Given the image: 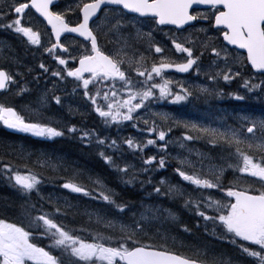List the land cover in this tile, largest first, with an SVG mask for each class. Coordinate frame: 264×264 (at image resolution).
Segmentation results:
<instances>
[{
    "label": "snow or ice",
    "instance_id": "snow-or-ice-1",
    "mask_svg": "<svg viewBox=\"0 0 264 264\" xmlns=\"http://www.w3.org/2000/svg\"><path fill=\"white\" fill-rule=\"evenodd\" d=\"M194 5L207 6L210 17L194 11ZM33 10L51 28L55 42H50V47L42 44L38 31L24 23ZM72 11H77L74 23L68 18ZM141 18L184 31L185 26L195 28L194 21L211 19V26L222 36V42L207 32L194 38L174 35L170 41L174 54L169 55L152 38V32L138 27L143 22ZM0 28L15 33L28 45L43 47L60 66L39 64L43 74L55 79L50 81L52 87L46 84L33 100L27 80L31 68L23 65L8 45L0 41L5 59H14L21 68L12 73L0 67V91L13 90L21 101H26L23 107L0 102V125L38 138L39 142L70 137L78 139L85 148L100 146L99 156L114 170L120 183L126 187L137 183L141 187L151 185L149 195L154 193L178 201L204 222L211 221L214 228L219 225L223 231L218 239L236 245L255 264H264V117L217 116L197 120L154 112L151 126L149 119L142 121L149 136H154L146 139V144L159 147L165 155L147 156L143 159L145 167L130 169L127 163L121 166L117 162L115 153L109 154L110 149L119 151L117 139L77 127L59 115L67 108L69 115L83 116L79 105L66 101V96L80 95L105 127L119 129L125 122H131L135 128L142 119L139 110H149L153 104L208 102L223 97L226 93L219 87V81L230 82L241 75L239 69L233 70L228 63L233 50H242L239 53L242 60L264 75V0H78L75 8L71 5L65 8L58 0H0ZM66 33L82 38L72 51L61 41ZM209 52L216 68L206 73L210 83L177 82L179 90H175L165 73L198 76L203 71L201 58ZM32 79L39 84V74ZM69 82H75L72 91L58 94L60 89L56 85ZM243 87L248 92L259 90L264 94V81L257 84L244 80ZM227 94L244 99L239 94ZM174 126L184 129L177 141L169 136ZM197 141L203 142L202 150L192 147L190 142ZM123 143L129 149L142 151L145 142L126 137ZM169 143H176L187 153L176 155L174 171L182 181L194 186L191 190L164 178L156 184L150 177L141 178L142 173L166 167ZM0 156L10 158L0 165V182L14 191L25 218L19 223L0 218V264H236L200 247L183 255L165 246L145 243L153 235L158 236L165 224L177 222L176 212L156 203H141L137 207L121 199L103 177L79 168L73 169V179H64L69 164L62 156L6 142H0ZM229 169L256 179L247 188L239 186L240 177L235 178L237 183L225 184L222 179ZM45 185L67 191L45 194ZM206 190L222 192L226 199H217ZM68 194L88 197L98 205L82 206ZM68 222H80L81 227L70 228ZM178 226L191 232L187 225ZM85 232L91 234L89 239L83 237ZM36 236L50 241L47 250L37 243ZM54 249L60 252L59 256L53 254Z\"/></svg>",
    "mask_w": 264,
    "mask_h": 264
},
{
    "label": "trees",
    "instance_id": "trees-1",
    "mask_svg": "<svg viewBox=\"0 0 264 264\" xmlns=\"http://www.w3.org/2000/svg\"><path fill=\"white\" fill-rule=\"evenodd\" d=\"M230 85L234 88L235 86H239L240 83H236L235 80H231ZM220 87L224 90L226 94L223 97L211 99L210 105L207 107H203L204 109H207L210 112L209 114H212V116L215 117H238L241 116L242 110L245 114L250 113V110L252 109L251 105H248L246 103L240 104L238 100L233 98L232 95L227 94H235V90H233L231 87ZM81 111L84 113L83 116L77 114L71 115L69 116V118H64V116H61V118L70 124H76L77 127H91L93 129H98L100 133L104 132V125L101 123L100 118H97L93 114L85 112L82 109ZM262 112V114H264V111ZM113 128L114 126L108 127L104 134V137L110 136L111 138H113V135L115 134L116 139L119 138L118 134L120 135L126 132L124 130V133H121L122 130L120 128ZM143 128L146 129V127L144 126ZM127 133L130 132L128 131L126 132V134ZM0 142L23 146L25 148H28L29 150L46 151L58 156H62L69 164L67 172L63 173L64 179H73L74 168H79L85 171L86 173L101 176L110 187L115 189L121 199L128 201L137 207H139L141 203L160 204V202H163L161 201V198H156V195L154 193L149 195V193L151 192V185H145L144 187H141L140 184L137 183L134 186L126 187L125 185L120 183L116 178V173L114 172V170L110 169L99 156V150H101L100 146H97L95 144L91 148H85L83 145L80 144L78 139H73L70 137L57 138L55 141L52 142H39L38 138H32L22 133L9 132L2 129H0ZM117 148L119 149V151H117L116 148L114 150L110 149L109 154L115 153V158L117 159V162L120 163L121 166H123L125 163L130 164V169H141L145 167L143 165V159L150 155H157L154 152L152 145H147L145 143L143 150H138L137 152H132L131 150L123 147V145L118 146ZM9 159V157L0 156V164L2 165L3 163H7ZM233 162L235 163L237 161L233 160ZM12 163L16 164L17 161L13 159ZM166 166V179H169L172 182L176 183L180 182L178 174L174 171V162L167 158ZM20 167L22 171L25 170L23 168L22 163L20 164ZM235 173L236 172H233L232 170H227L226 176L223 178L222 182L225 184L234 182L236 177ZM145 177H149V175L147 173H142L141 178ZM241 179L243 182L249 180L247 177H241ZM79 182H84V180H80ZM43 190L44 193L47 194L46 190H48V188H44ZM69 196L75 197L76 201H79L78 196L72 194H70ZM145 197H147V199H145ZM164 202L166 203L168 208L174 210L173 206L168 204L166 199L164 200ZM19 205L20 202L17 199V196L14 191L5 183L0 182V218H5L10 222L17 223L24 220V214L23 211L20 209ZM125 219H127V217H125ZM168 224H171V222H169ZM166 231L170 233H166ZM171 231L172 227L167 226L166 228H162V232L160 233L161 238L159 235H153V237L162 244V242H166L167 240H169ZM221 254L225 253L221 252Z\"/></svg>",
    "mask_w": 264,
    "mask_h": 264
},
{
    "label": "flooded vegetation",
    "instance_id": "flooded-vegetation-1",
    "mask_svg": "<svg viewBox=\"0 0 264 264\" xmlns=\"http://www.w3.org/2000/svg\"><path fill=\"white\" fill-rule=\"evenodd\" d=\"M59 3H61L65 8H67L69 5H71L73 8H75V4L78 2V0H58ZM196 12H199L201 15L209 16L211 15L210 9L205 10H194ZM112 15H116V13H112ZM68 18H70L73 23L77 19V11H72L68 13ZM143 22L138 25V27L144 31V32H152V38L160 44L161 37L163 35H181V34H191L193 36L199 35L203 36L204 32H207L209 35L213 36L214 39L217 41H222V36L219 35V33L213 28L211 19H200L198 21H195L194 25L195 28L188 27L186 31L184 30H176L174 28L169 27H158L155 25L150 19H142ZM24 23L27 24L29 27H32L33 29H39L42 30L44 33H46V29L44 28V25L36 18L34 12H30L27 17L24 19ZM200 29H203L204 31H199ZM48 32V31H47ZM49 33V32H48ZM77 40V39H76ZM73 37H65L62 39V43H64L66 46H69V48H72V45L74 44V41H76ZM78 41V40H77ZM80 42V41H78ZM233 55H239L235 51H232ZM155 55V54H153ZM240 56V55H239ZM54 64L56 62L54 61ZM235 69H239L241 73H244L245 71V62L242 60L239 66H236ZM252 78H255V76L250 75ZM249 79V75L247 77ZM248 99H255V105L257 104H264V100L259 97L258 95H255V93L252 96H249ZM255 107L251 110L255 114ZM199 221V226H197V222ZM179 224L187 225L189 228H191V231H195L193 234V239H186V236H180L179 230L183 231L182 227H179ZM207 224V230H205V225ZM212 222H204L200 217H198L197 220H193L189 214H185L183 218H179L177 222H174L175 227V235L174 237L178 235L176 243L174 244L172 242L171 247L177 249L180 251L181 249L188 250L190 252L192 249L196 247H200L203 249H206L208 253L212 254L213 249H216L213 254L222 256L221 252L226 251L225 247L228 245L226 240L218 239L217 237L221 234L223 231L221 228L218 231H213ZM186 233V232H184ZM214 236L217 238L219 242H221L222 248L213 247L210 237ZM178 245V246H177ZM205 245V246H203ZM208 246V247H206Z\"/></svg>",
    "mask_w": 264,
    "mask_h": 264
},
{
    "label": "rangeland",
    "instance_id": "rangeland-1",
    "mask_svg": "<svg viewBox=\"0 0 264 264\" xmlns=\"http://www.w3.org/2000/svg\"><path fill=\"white\" fill-rule=\"evenodd\" d=\"M183 36H191V37H195L191 34H188V33H185V34H181ZM219 46V44H218ZM232 57H236V60H233ZM242 61V57H240L239 55H233L231 54L230 58H229V61L228 63L233 67V66H239L240 63ZM201 64H202V67H203V71L197 76L196 74L194 73H181V75L179 74L177 77L173 76V75H170L169 73H165V75L171 79L173 81V83L175 84V90H179L178 89V84L177 82L179 83H187V84H197V85H200V84H208L210 83L207 78H206V73L209 72V71H214L216 70L215 68V64L213 63V58L211 57V54L210 52L209 53H205L204 56L201 58ZM223 67V64L221 63V68ZM172 72V71H171ZM255 81L257 84L261 83V81H264V78L263 79H256L255 78ZM38 93V91H36V94ZM257 95L259 97H261L263 100H264V94H261L259 93V90H257ZM83 98V97H82ZM84 99V98H83ZM66 101H70L71 103H76L78 102L75 98V96H67L66 97ZM194 102V100L192 101ZM191 102V103H192ZM187 102L185 103H182V104H174V105H177V106H181V105H184L186 104ZM166 104V101H163V102H160V103H157V104H153L151 105L150 109L149 110H144V109H141L139 110L142 114V119L144 118H147L149 119V121H153V119H155V117H153V113L154 112H168L170 113L171 115L175 116L176 117V113H175V109L174 108H170V106L168 108H166V110L164 108H161V107H164ZM170 103H167V105H169ZM170 105H173V104H170ZM192 105V104H191ZM81 109V108H80ZM202 116L204 117H208L209 116V113L208 111H203L202 113ZM152 123V122H151ZM157 124H159V121H157ZM177 127H173L172 129H176ZM130 130L133 131L132 133H130V138L134 139V140H140V141H144L145 144H146V139L148 138H151L152 136H149V134L147 133V131H143L141 130L139 127H130ZM169 136L171 137V140L172 141H177L179 138H181L182 134L180 136H176V135H172V133L170 132L169 133ZM158 143H163V142H158ZM186 143H189V142H186ZM192 147L195 148L194 143L190 142ZM126 147H128L126 144H125ZM196 149V148H195ZM133 151H135L134 149H131ZM154 150H157L158 152H162V153H165L164 151H162L159 147L155 146L154 147ZM197 150V149H196ZM166 152L168 154H173L174 157H176V155L178 153H183V150L180 149L178 147V145L176 143H169L168 145V148L166 150ZM183 154H187V153H183ZM164 169V168H163ZM160 171V169H159ZM214 194V193H213ZM81 196V195H80ZM215 196V194H214ZM216 198V197H215ZM217 199H226L224 194L223 195H220ZM173 200L170 201V203L172 202ZM86 219V218H85ZM162 232V229L160 231V233ZM160 233H159V236H160ZM166 233H169L168 231H166ZM152 238H154L152 236ZM161 238V236H160ZM248 257V256H247ZM223 258V257H222ZM231 258L233 259V257L231 256ZM250 259H253L251 257H249ZM223 259H227V258H223ZM231 260V259H229ZM232 261V260H231ZM237 264V263H236Z\"/></svg>",
    "mask_w": 264,
    "mask_h": 264
},
{
    "label": "bare ground",
    "instance_id": "bare-ground-1",
    "mask_svg": "<svg viewBox=\"0 0 264 264\" xmlns=\"http://www.w3.org/2000/svg\"><path fill=\"white\" fill-rule=\"evenodd\" d=\"M174 202H175V201H172V202L170 203V205L173 206V205H174ZM173 211L176 212L177 217H179V218H183L185 214H188V213H186L184 210H181V209H174ZM168 226H169V227H172V231H171V235H170V237H172L173 234H174V231H175L174 222H171V224H168ZM169 239H170V238H169ZM167 242H168V240H167L166 242H162V244H165V243H167Z\"/></svg>",
    "mask_w": 264,
    "mask_h": 264
},
{
    "label": "water",
    "instance_id": "water-1",
    "mask_svg": "<svg viewBox=\"0 0 264 264\" xmlns=\"http://www.w3.org/2000/svg\"><path fill=\"white\" fill-rule=\"evenodd\" d=\"M194 7H197V8H207V6H204V5H199V6H196V5H194L193 6V8ZM39 15V14H38ZM41 17V16H40ZM42 19H43V17H41ZM44 20V19H43ZM45 21V20H44ZM47 23V22H46ZM48 25V24H47ZM166 26H172V25H166ZM48 27H50L49 25H48ZM175 27V26H174ZM66 34H72V35H74V36H76L74 33H66ZM230 47H232V46H230ZM239 51H242V50H239ZM249 67L251 68V66L249 65ZM254 71V70H253ZM255 72V71H254Z\"/></svg>",
    "mask_w": 264,
    "mask_h": 264
}]
</instances>
